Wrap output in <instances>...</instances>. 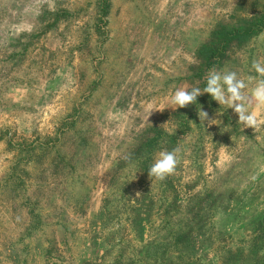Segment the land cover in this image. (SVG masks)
<instances>
[{
  "label": "rangeland",
  "instance_id": "rangeland-1",
  "mask_svg": "<svg viewBox=\"0 0 264 264\" xmlns=\"http://www.w3.org/2000/svg\"><path fill=\"white\" fill-rule=\"evenodd\" d=\"M263 14L264 0H0V264H260L264 126L207 93L170 97L212 69L257 76L264 22L211 69L200 54ZM177 147L176 173L149 177ZM178 231L189 240L145 252Z\"/></svg>",
  "mask_w": 264,
  "mask_h": 264
},
{
  "label": "clouds",
  "instance_id": "clouds-1",
  "mask_svg": "<svg viewBox=\"0 0 264 264\" xmlns=\"http://www.w3.org/2000/svg\"><path fill=\"white\" fill-rule=\"evenodd\" d=\"M252 69L257 76H248L247 81L239 78L235 71L212 69L203 90L199 87L191 90L185 87L178 88L171 95L170 103L176 108H185L195 104L198 96L207 93L219 105L231 108L238 116V123L242 127L258 131L264 126V113L261 112V109H264V59L253 60ZM198 116L201 122L208 120V113L203 110H199ZM210 121L213 120H208V123ZM181 159V149L178 147L171 151L161 150L158 158L148 169L149 177L163 181L174 175Z\"/></svg>",
  "mask_w": 264,
  "mask_h": 264
},
{
  "label": "trees",
  "instance_id": "trees-1",
  "mask_svg": "<svg viewBox=\"0 0 264 264\" xmlns=\"http://www.w3.org/2000/svg\"><path fill=\"white\" fill-rule=\"evenodd\" d=\"M263 22L264 17H261L253 21V23L248 26H229L227 28H221V31L218 33V36H220L219 39H216V42L212 43L209 46H203L201 49L200 59L203 60L202 64H204L205 69H211L218 63V60H220L224 56L226 48L229 46L230 43L234 41L243 42L246 38L258 34L262 29ZM154 141L156 140L148 141L146 145H144L145 148H147V146L149 145H152ZM140 202L141 204H138L139 207L137 208V212H143L142 210H144L145 216L141 217L142 213H137L136 223H138V226L142 227V229L144 230L146 227V223H149L151 201L147 202V197L146 195H144L141 197L139 203ZM200 211L201 208L198 207V210L196 211L197 213H195L194 215L196 216V218L197 214H202V212ZM262 221L263 226L259 230H257V240H260V242L258 243L259 249L264 247V219H262ZM160 238L164 241L162 242L160 239L158 241L152 240L145 246V252L153 251V254H156V251H158L160 248L165 247V250L167 247H170V245H178L179 243H184L189 240L188 235H184L182 234V232L179 231L175 234V236H172V238H170V236H162ZM172 239L173 241L171 242ZM259 262L260 264H264V256L262 258H259ZM168 264L174 263L169 262Z\"/></svg>",
  "mask_w": 264,
  "mask_h": 264
}]
</instances>
